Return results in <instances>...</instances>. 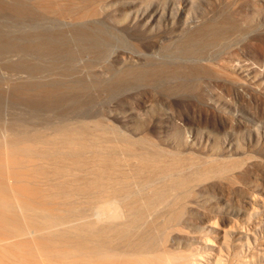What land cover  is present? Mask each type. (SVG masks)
I'll return each instance as SVG.
<instances>
[{
	"label": "rangeland",
	"instance_id": "1",
	"mask_svg": "<svg viewBox=\"0 0 264 264\" xmlns=\"http://www.w3.org/2000/svg\"><path fill=\"white\" fill-rule=\"evenodd\" d=\"M47 1L55 11H50L46 18L59 19L63 30L71 32L72 25L78 22L75 16L85 13L88 15L85 21H102L110 31L124 37L126 45L117 43L102 60L94 59L93 53L87 52L74 66L75 77L73 74L69 77L62 70L50 74L55 79L59 73L55 80L83 79L89 86L93 105L87 98L82 99L83 107L80 105L77 111L59 106L52 112L49 108L46 111V106L41 110L42 106L37 105L41 112L36 109L34 112L39 113L35 118L31 104L14 91L15 85L32 79L18 64L15 66L18 69L13 67L17 57L15 62L13 56L7 61L0 59L1 141L12 140L11 129L19 127L17 122L25 119L30 122L25 121L26 125L32 122L28 124V131L35 129L40 134L57 137L59 146L64 144L57 134L62 126L82 131L88 149L81 158L90 167L98 164L95 142L99 146H114V154L124 159L129 148L156 151L170 168V175H165V223L170 220L165 227V249L175 264L185 261L192 264L193 259L202 264H264V0ZM207 30L217 34L206 37ZM194 35L201 36L199 43L189 41ZM167 69L173 70H169L173 74ZM150 70L154 72L150 74ZM60 71L67 76L63 78ZM119 73L126 85L114 76ZM47 74L46 78L42 73L43 78L39 75L35 80L41 78L38 81L45 82L49 80ZM99 82L112 83V86L115 83L120 90L112 94L108 87L94 89V84ZM24 125L21 128L27 130ZM74 140L77 141L76 137ZM61 165L70 168L71 181L80 183V174L84 173L81 165L68 158H61ZM122 168L129 170L127 165ZM25 170L28 169L22 171L24 175L32 176ZM6 172L10 179L5 180L13 184L16 179ZM25 177L20 179V187L22 182H27L26 189L32 193L29 199L32 204H38L29 210L33 215L23 209L26 205L23 201L17 204L15 189L7 186L10 203H6V213L16 211L5 216L12 219L15 215L14 219L23 215L17 217L23 221L20 223L30 224L39 218L41 212L35 208L40 205L41 210L45 205L49 211L55 210L50 211L53 216H65L67 224L64 220L61 226L57 224V229L50 230L51 235L66 231L65 237L55 240L57 248L54 249L58 253L50 262L83 264L80 230L89 190L77 193V188L74 187V192L70 186L69 192L63 194L57 188L47 189L51 180L45 174ZM52 193L54 196H49ZM8 219L0 222L11 223ZM36 221L39 222L37 218ZM40 233L43 237L49 235L48 231ZM35 234L25 237L26 241L31 235L34 241ZM34 246L29 251L35 250L32 253L37 254ZM64 254L67 258H63ZM34 257L44 264L49 258L38 254ZM7 259L8 256L4 261Z\"/></svg>",
	"mask_w": 264,
	"mask_h": 264
},
{
	"label": "bare ground",
	"instance_id": "2",
	"mask_svg": "<svg viewBox=\"0 0 264 264\" xmlns=\"http://www.w3.org/2000/svg\"><path fill=\"white\" fill-rule=\"evenodd\" d=\"M55 4H57V2H55ZM50 11H55V7L47 0H0V59L7 61L10 56H13V61L15 62V57H17L18 61L13 67L17 68L15 66L18 64V66L22 67V69L27 73L29 78L32 79L31 81L20 83L13 87L15 88L14 91H16L18 96L24 97L25 99L23 100H26L27 104H31L30 106L33 107V112L36 111V109L41 112L42 108L45 106V110L46 108H49L52 109V112L55 111L53 109H56V107L59 106H68V108L72 107L75 108V111H77L76 108H80L82 106V99L87 98V100H89L88 102L92 103V105L94 104L91 102L94 100H91V94H89L90 90L88 89L89 86L84 83L83 79H75V81H71L66 78V80H62L61 78V80H55L57 79L56 77L59 76V73L58 75L56 74L57 76L55 79L53 78L54 75L49 77L50 74H54L57 73L56 71L62 70L70 77L77 71L74 67L75 64L78 60L85 56L87 52L91 53V55L93 53L94 59L102 60L107 57L106 54H109V51L113 46L115 47V45L119 42L120 44L122 43L123 45H126V42L123 39L124 37L117 32L115 33L110 31L108 26L106 25V27L102 21H85V18L88 17L85 13H82L80 16H75V19L77 17L76 22L77 20L78 22L72 25L71 28H73V30L71 32L66 31L67 29L63 30L61 28L63 24H61L59 19H50L52 17L46 18V15L50 16V14H48ZM208 31L209 30L204 33L206 37L217 34L216 31ZM218 32L220 33L221 31ZM199 37L201 36L194 35L189 41L192 43H199ZM169 70L171 71V69ZM151 71L153 70H150V72ZM171 72H173V70ZM42 73L44 75L45 73H48L47 79L48 77L49 80L50 78H53V81L46 79L45 82H43V80L38 81L43 78L44 75H42ZM167 73L168 72H166V74ZM61 74L63 75V73ZM119 74H115L114 76H116L119 82H124L122 81V74ZM132 74L129 73V75ZM144 74L145 73H143V76H147ZM39 75L40 77L42 75V77L35 80ZM65 75L62 77L64 78ZM73 75L72 76L75 77V74ZM44 77L46 78V75ZM114 80L115 79L112 81ZM124 83L125 85L127 84V82ZM111 84L110 86H107L104 83L99 82L94 84V89L98 87H108L112 94H114L117 90H120L117 89L115 83L113 84L114 86ZM3 95L6 96L4 93ZM3 99H5V97ZM20 99H18V102ZM37 105L42 106L40 108L41 110L37 108ZM4 109L6 111V108ZM15 111L18 110L15 109ZM75 111L69 112L75 113ZM33 112L31 113L33 114ZM37 113L39 112L37 111ZM37 113L34 112V114L31 115L36 116ZM73 113L70 114L73 115ZM80 114L82 113L80 112ZM9 115L12 116V114ZM20 118L23 117L21 116ZM18 119L19 118H17V120ZM36 119L35 121H37ZM40 120L41 119L38 121ZM21 121V123L15 121V125L18 123L20 128L14 125L16 128L11 129L13 133L12 136H14L12 140L7 141L6 139V141H1L2 139H0L1 221H6L9 213L11 215V212L16 211L12 210L10 212L8 209L9 213H6L7 210H5V208H7V205L10 203L8 200L9 194H7V186L11 189H15L16 196L14 197V200L17 204H21V201L26 204H24L25 208L22 206L21 209H26L29 215H33L29 212V210L36 207L38 204H32L29 199L31 198L32 193L29 189H26L28 188V184L27 182H22L23 184L20 187V179L23 180L24 176H26L25 179L27 177L31 178L36 173H42L48 176L49 180H51V182L46 185L49 190L57 188L63 194L69 192L70 186L77 188V193L89 190L87 193L88 202L84 225L83 229L80 230L83 236V264H175L169 255V250L165 249V227H167L170 222V220L167 219L169 222L165 223V218L167 217H165V175H170V168L165 166V159H163L158 152L155 151L150 153L147 151L129 148L126 152L127 157L124 159L119 158L114 154V146H109L108 144L105 146H99L95 142L93 146L97 148L94 152L99 154L98 164L97 166L90 167L89 164H87V161L81 158L82 153L88 149L86 142L82 139V135L84 134L82 131L62 126L58 130L57 134L59 133L60 139L64 142V144L59 146L57 144V137L52 138L50 136L40 134L41 131H33L35 129L28 131L29 125H31L32 122L29 124L30 122L25 119L24 121ZM25 121L29 122V125L27 124L28 127ZM35 121H33L34 124H36ZM24 122L27 130H25V128H21V126L24 125ZM5 124L7 123L5 122ZM20 124L22 125L20 126ZM9 127H11V125ZM75 137L77 141L74 140ZM63 147H65V149H63ZM99 156H102V159H100ZM61 158L71 159L74 164L81 165L82 168H84V173L80 174V183H77L74 179L71 181V178L69 177L70 168L68 166L61 165ZM123 165L129 166V170L126 171L123 169ZM25 168L28 169V171H25H30L32 173V176L30 175L31 177L27 175L28 173H26V175L22 173ZM5 171H7L6 174H11L9 176H13L16 179L13 184H8L5 180L7 177V175H5ZM74 175L76 176L77 174ZM7 178L10 179L9 177ZM24 184L27 185V187ZM22 186H25V188L22 189ZM55 193L49 194V196H54ZM42 196L43 199H45V195ZM47 198L48 195L46 196V199ZM6 203L8 204L6 205ZM40 206L41 207L39 208H42V205ZM45 206L42 210L35 208L36 211L39 210L38 212H41L39 213L40 220L36 217L40 223L37 222L35 218L34 221L36 222L33 221V223L31 222L30 224H21L20 222L23 221H20L21 219L18 220L17 217H23V215H17L15 217L17 220L15 218L14 220V213H12L14 215L12 217L13 220L9 219L12 222L16 221L15 224L12 222H7L8 224L0 222V264H44L42 259L46 262L48 257L49 258L47 259L46 264H52L54 262H50V259L58 253V251L56 252L54 249L57 248L55 240H61L65 237L66 231H55V233L51 235L50 230L53 231L52 228L56 227L57 224H60L59 226H61V224L64 223V220H66L65 223L67 224V219L65 216L59 217L57 214L56 216L55 214L54 216L51 215L50 211L55 212V210L49 211L48 207L46 208ZM35 213L34 215L37 216ZM5 214H8V216H5ZM26 215L29 216L28 214ZM4 218L6 220H4ZM42 231H48L49 235L47 236L46 234L43 237V234L41 235L40 233ZM34 232H39L42 237L38 234L36 236ZM32 233L33 235L35 234V240L32 241L34 239V237L31 238L32 235L28 239L31 238V244L34 243L33 245L30 244L28 239L27 241L25 239V237ZM38 236H40V238H36ZM36 239H38V241ZM36 242L37 244H35ZM44 242L45 244H43ZM33 246L36 248L39 256L44 255L47 257L46 259L45 257L40 259L42 263H38L39 260L37 257H34V255H37L32 253L33 251L35 252V250H32V252L29 251L33 249ZM26 252H28V254H26ZM7 256L9 259L4 261ZM67 256V254H64L63 258H67ZM54 258H56V256ZM35 259L38 261H35ZM193 260L192 264H202L199 261H196V259ZM180 264L189 263L185 261Z\"/></svg>",
	"mask_w": 264,
	"mask_h": 264
}]
</instances>
